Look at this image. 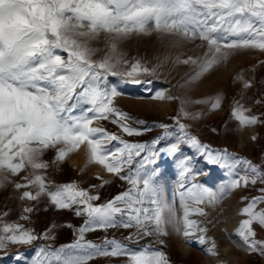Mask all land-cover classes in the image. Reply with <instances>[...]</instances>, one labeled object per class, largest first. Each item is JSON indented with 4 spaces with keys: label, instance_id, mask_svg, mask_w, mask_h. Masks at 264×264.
<instances>
[{
    "label": "snow or ice",
    "instance_id": "snow-or-ice-1",
    "mask_svg": "<svg viewBox=\"0 0 264 264\" xmlns=\"http://www.w3.org/2000/svg\"><path fill=\"white\" fill-rule=\"evenodd\" d=\"M153 28L157 32L207 42L209 51L205 59L198 61L189 56L179 61L198 65L189 78L191 83L221 59H227L222 48L264 51V0H0V172L18 176L30 169V175L23 177L27 183H15V188L37 186L38 191L35 194L22 191L20 199L38 203L40 197L46 195L47 207L69 210L75 217L83 218L75 243L51 251L41 247L32 258V264H89L97 257H125L129 264H169L162 251H132L115 238L105 237L101 243H95L86 240L85 235L97 230L135 227L138 237L167 236L171 226L177 234L185 238L191 236L197 222L189 219L191 210L186 200L198 205L205 202L214 205L240 187L241 181L230 180L216 190L191 182L204 173L196 167L192 156L184 154L182 145L195 149L211 165L222 168L247 165L242 178L244 186L255 185L257 181L264 183V169L226 150L210 149L196 136L188 134L186 125L178 121L179 134L167 132L168 125H159L166 130L165 135L150 144L128 143L115 133L91 126L96 120L111 118L128 136L149 131V128L131 127L128 124L131 117L115 107L114 98L121 92L109 76L154 74L155 69L137 61L130 66V71L122 72L118 66L126 61L115 55L95 61L92 55L96 50L81 38L90 40L104 33L115 39L137 33L150 34ZM111 51L117 52L116 43L111 44ZM243 87H253L252 81L244 80ZM151 98L177 99L165 97L163 92ZM220 104L218 97L210 107L215 110ZM248 111L240 105L233 108L232 115L241 126L264 123L254 115H246ZM181 112L184 116L190 115L183 108ZM172 135L175 142L161 143ZM105 140L117 141L122 146L106 147ZM82 144L86 145L90 163L103 166L130 187L103 204L94 203L100 199L98 195L72 183L52 189L46 187L45 177L40 174L41 170L49 168V163L42 159L44 152L55 149L54 162L59 163ZM164 157L179 168V186L185 189L179 193L184 210L180 219H177L174 203L165 193L163 173L158 165ZM146 165L156 167L149 170ZM258 204H264V196L253 198L242 209L246 218L238 234L248 251L264 255V240L256 239L255 231V225L264 227V208L257 210ZM35 210L34 207L23 209L29 214ZM195 212L205 215L202 208ZM40 238L34 230L21 224L4 223L0 226V251L10 245H30ZM44 238L53 237L46 230ZM126 239L132 240L133 236ZM200 241L203 242L202 236ZM21 259L17 256V264Z\"/></svg>",
    "mask_w": 264,
    "mask_h": 264
},
{
    "label": "rangeland",
    "instance_id": "rangeland-1",
    "mask_svg": "<svg viewBox=\"0 0 264 264\" xmlns=\"http://www.w3.org/2000/svg\"><path fill=\"white\" fill-rule=\"evenodd\" d=\"M81 39L96 50L92 55L95 61L114 55L126 61L118 66L122 72L130 71V66L137 61L144 67L155 69L154 74L134 73L133 77L109 76V80L116 83L118 91L121 92V95L114 98L115 107L131 117L128 121L131 127L140 130L149 128V131L128 136L117 124L111 122V118L96 120L92 127L115 133L128 143L150 144L153 139L165 135L166 130L159 125H168L167 132L179 134L178 121L186 125L185 131L188 134L196 136L210 149L226 150L242 161H249L252 165L264 169V123L241 126L232 115L233 108L242 105L250 110L246 115H254L259 121H264V102H257L264 101V51L251 48H222V52L227 53V59H221L209 72L189 83V78L195 73L198 65H186L179 61L189 56L198 61L205 59V53L209 51L206 41L184 39L163 31L157 32L154 28L150 34L137 33L113 39L112 36L100 33L94 39ZM112 43L117 45L116 53L111 51ZM64 55L66 56V53ZM229 65L232 66L229 68ZM136 79L141 82H134ZM244 80H251L253 87L245 89ZM157 92H163L165 97L175 96L177 99H152ZM218 97L221 99L220 107L212 110L210 105ZM181 108L190 115L184 116ZM253 136L256 137L255 140L252 139ZM170 142H175V135L167 136L161 143ZM104 144L113 149L122 146L117 141L105 140ZM182 150L185 155L194 158L196 167L204 173L191 182L203 184L213 190L230 180H240L241 186L233 189L214 205H208L207 202L198 205L192 200H186L191 210L189 219L197 222L193 234L187 238L177 234L169 226L167 236L138 237L135 227H121L86 233V240L101 243L105 237L115 238L132 251H162L169 264H264V255L259 251H248L238 234L241 222L246 218L242 209L253 198L264 196L261 191L264 189V183L257 181L255 185L248 183L244 186L242 178L246 175L245 164L235 168H222L208 164L206 158L195 149L182 145ZM55 156V149H49L42 157L49 163V168L41 170L40 174L45 177V184L49 189L72 183L93 195H98L100 199L94 203L103 204L130 187L126 181L108 173L103 166L90 163L86 145L82 144L69 153L62 162L55 163ZM158 165L163 173L166 196L174 203L177 219H180L184 210L180 204L179 193L185 189L179 186V168L167 157L158 161ZM153 167L156 165H146L149 170ZM30 172L28 169L18 176L0 172V226L4 223H18L26 229L34 230L41 238L30 245H10L6 250L0 251V264H17V256L22 257L20 264H32V258L39 248L51 251L63 245L73 244L78 239L77 228L82 225L83 218L75 217L69 210L47 207L46 195H42L38 203L20 199L22 191L29 190L34 194L38 191L37 186L19 190L15 188V183H27L23 177L29 176ZM5 176L8 177L6 180L3 179ZM93 185L97 187L93 188ZM25 207H34L36 210L30 214L24 213ZM197 208H202L205 215L197 214ZM261 208H264V204L257 205V210ZM22 216H28V219H22ZM67 224L74 227L69 228ZM180 227L182 233V221ZM46 230L53 238H44ZM255 231L256 239L264 240V227L255 225ZM129 236H133V239H126ZM201 236L203 242L200 241ZM161 240L163 243H160ZM89 264H129V261L125 257H97Z\"/></svg>",
    "mask_w": 264,
    "mask_h": 264
},
{
    "label": "bare ground",
    "instance_id": "bare-ground-1",
    "mask_svg": "<svg viewBox=\"0 0 264 264\" xmlns=\"http://www.w3.org/2000/svg\"><path fill=\"white\" fill-rule=\"evenodd\" d=\"M232 65H229V68L231 67ZM246 66V65H245Z\"/></svg>",
    "mask_w": 264,
    "mask_h": 264
}]
</instances>
